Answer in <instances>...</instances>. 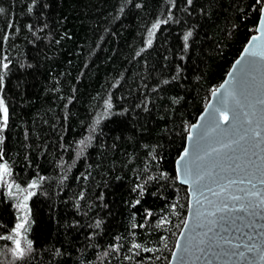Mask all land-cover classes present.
I'll list each match as a JSON object with an SVG mask.
<instances>
[{
	"label": "trees",
	"instance_id": "1",
	"mask_svg": "<svg viewBox=\"0 0 264 264\" xmlns=\"http://www.w3.org/2000/svg\"><path fill=\"white\" fill-rule=\"evenodd\" d=\"M262 5L0 0V264H166L188 200L175 160ZM33 182L17 258L9 189Z\"/></svg>",
	"mask_w": 264,
	"mask_h": 264
},
{
	"label": "water",
	"instance_id": "2",
	"mask_svg": "<svg viewBox=\"0 0 264 264\" xmlns=\"http://www.w3.org/2000/svg\"><path fill=\"white\" fill-rule=\"evenodd\" d=\"M175 172L186 187L187 211L166 264H264L261 12L255 32L190 125Z\"/></svg>",
	"mask_w": 264,
	"mask_h": 264
},
{
	"label": "snow or ice",
	"instance_id": "3",
	"mask_svg": "<svg viewBox=\"0 0 264 264\" xmlns=\"http://www.w3.org/2000/svg\"><path fill=\"white\" fill-rule=\"evenodd\" d=\"M189 3H191V0H189ZM256 3L257 4H264V0H256ZM0 12H3V9H0ZM260 12H261V21H264V7H261L260 8ZM161 23H166V21H157L156 23L153 24L152 26V30L156 29L157 27H159V25ZM152 30L149 31V35L152 34ZM191 35V32H188L185 34L184 36V39L185 41L188 40L189 36ZM253 40L255 39V37L252 38ZM149 43H151V41L149 40ZM185 47H187V44H185ZM245 51H247V49H245ZM255 54V53H253ZM237 63H239V61H237ZM4 67L6 68L7 65L5 64ZM221 88L224 87V85H220ZM3 88V75H0V89ZM217 111H220L219 109H217ZM0 113L3 114V121L4 123L6 124L7 123V120H8V110L7 108L5 107V104H4V100L3 99H0ZM222 118L224 121H227L228 120V116L225 112L221 111L220 112ZM192 127H195V125H193ZM0 139H2V137H0ZM81 144L84 143V141H81L80 142ZM187 148L185 149V153L181 154V157L180 159L177 161V163L179 164L183 158H184V154L187 153ZM7 171V168L6 166L4 165H0V176H2V173L3 172H6ZM181 175L179 169H178V177ZM42 179V178H41ZM36 184L35 182H33L31 185H29V187H35ZM29 195H31V193H29ZM25 228V224L24 223H17V225L15 226V228L13 229V232H15L18 236L20 235V229H23ZM6 239H13L12 236H8L6 237ZM14 243L16 245L15 249L13 250L14 254L17 256V258H22L24 255H25V251L24 249L21 247V243H20V240L17 239V240H14ZM31 244L32 242L31 241H28V247H29V250H31ZM134 247H140V245H134Z\"/></svg>",
	"mask_w": 264,
	"mask_h": 264
},
{
	"label": "rangeland",
	"instance_id": "4",
	"mask_svg": "<svg viewBox=\"0 0 264 264\" xmlns=\"http://www.w3.org/2000/svg\"><path fill=\"white\" fill-rule=\"evenodd\" d=\"M0 119L2 121L1 117H0ZM3 173H5V172H3ZM3 173H2V176H0V182H1V180H4ZM9 190L16 196V199H17V209H18L19 218H20L18 223H24L26 226L27 216H28V207H29V197L31 196V195H29V193H31V194L33 193V188L27 187L25 189H20L18 187H13V188L10 187ZM24 231H25V228L20 229V235L19 236L14 232L15 240H17V239L21 240V237L24 235ZM15 247H16V245H15Z\"/></svg>",
	"mask_w": 264,
	"mask_h": 264
}]
</instances>
